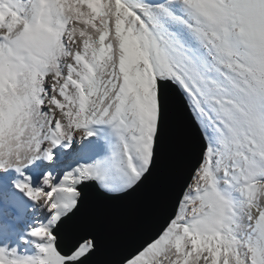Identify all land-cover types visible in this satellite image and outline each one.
<instances>
[{
  "label": "snow or ice",
  "instance_id": "6c2138e0",
  "mask_svg": "<svg viewBox=\"0 0 264 264\" xmlns=\"http://www.w3.org/2000/svg\"><path fill=\"white\" fill-rule=\"evenodd\" d=\"M175 88L203 148L114 264H264V0H0V264H86L87 189L142 190ZM82 226L65 249L60 234Z\"/></svg>",
  "mask_w": 264,
  "mask_h": 264
},
{
  "label": "water",
  "instance_id": "95a60500",
  "mask_svg": "<svg viewBox=\"0 0 264 264\" xmlns=\"http://www.w3.org/2000/svg\"><path fill=\"white\" fill-rule=\"evenodd\" d=\"M169 100V127L164 138L162 164L151 181L137 194L125 200H107L94 187L87 189L93 209L89 224L100 244L98 253L86 264H114L118 253L130 243L150 238L165 224L172 205L189 172L201 155L203 141L194 122L186 112L179 130L180 160L177 164L175 115L182 109L181 97L175 88L166 89ZM82 226L62 230L60 243L72 246Z\"/></svg>",
  "mask_w": 264,
  "mask_h": 264
}]
</instances>
